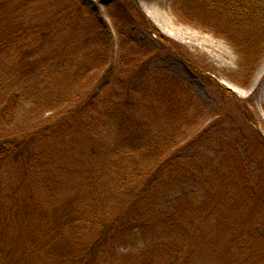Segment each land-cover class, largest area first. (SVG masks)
I'll return each instance as SVG.
<instances>
[{
  "label": "rangeland",
  "instance_id": "obj_1",
  "mask_svg": "<svg viewBox=\"0 0 264 264\" xmlns=\"http://www.w3.org/2000/svg\"><path fill=\"white\" fill-rule=\"evenodd\" d=\"M25 1L31 4L13 16L30 30L33 43L27 47L36 48L38 65L24 77L21 51L0 56V141L18 139L26 148L3 164L0 175V264H76L61 257L63 247L68 248L64 253L88 247L104 233L108 237L94 264H264V245L250 234L264 230V209L258 203L264 178L252 186L254 193L236 185L221 193L225 186L216 182L227 163L216 158V150L232 149V140L222 142L221 134L238 139L250 172H258L264 162L255 135L258 130L264 137V54L248 79L239 71L234 49L204 21L203 8L190 11L182 0H136L144 17L129 0H74L83 3L85 13L75 37L76 17L58 16V2L65 0L13 2ZM124 10L133 15L131 34L144 43L143 51H128L134 61L127 60L128 49H122L114 27L113 19ZM209 11L216 12L214 7ZM159 34L185 56L168 49L167 42L159 44ZM97 49L103 52L99 57ZM122 63L131 70L150 63L144 75L136 76L138 84H146L133 96L135 139L149 131L160 137L177 122L182 126L177 146L167 155L150 159L142 150L136 155V164L149 169L171 154L177 158V174L167 173L147 189H142L144 180L109 172L111 162L126 173L134 165L105 153V147L123 139L109 114L76 109L87 93L105 97L108 68ZM120 77V92L136 79L129 73ZM191 98L202 108L185 106L167 117L175 102L182 105ZM218 162L222 166L216 168ZM200 163L214 168L201 170ZM74 209L80 219L59 238L53 227ZM116 218L115 230L107 231V222ZM251 243L261 245L258 257L249 250Z\"/></svg>",
  "mask_w": 264,
  "mask_h": 264
},
{
  "label": "trees",
  "instance_id": "obj_2",
  "mask_svg": "<svg viewBox=\"0 0 264 264\" xmlns=\"http://www.w3.org/2000/svg\"><path fill=\"white\" fill-rule=\"evenodd\" d=\"M13 1L14 0H0V15L2 17L0 20V27L4 29V31L0 33V56L9 55L10 53L17 50L21 51V55L19 56L18 60L20 65L24 67L25 73L23 74V76L25 77L30 74V71H32L31 69H33L34 67L36 68L38 65V59L34 57V50L36 48L31 49L27 47V43H33L31 41V36H29V33L31 32L30 30L25 28L23 24H21V22H19V20H17L13 16V14L14 12H18L20 14L25 4L28 6V4H31V1H25V3L19 4L18 6ZM182 1H184V6L189 8L190 11L203 8L202 17L204 18V21L208 26H210V29L214 34L224 39L234 49L238 57V65L240 69L239 71L246 72L248 76L247 78L249 79V74L252 72V68H254L257 60L264 54V0H204L207 3L197 4V7H195L191 3L197 2L199 0ZM129 2V6L134 10V12L138 16L144 17L137 5L136 0H129ZM58 5H60L58 9V16L64 17V15H67L76 17V19H74L76 20L75 24L72 27L74 31L72 35L75 37L76 32L81 27V23L85 14L83 3L72 0V3L69 4V0H65L58 2ZM9 7H12L13 9L11 12L7 11ZM174 7L175 8H173V10L178 14L177 11L179 7L175 4ZM212 7H214V10L216 11L215 13L209 11ZM129 11L126 12L124 10V13L120 12V16L118 17V19L115 18L113 20L115 31L118 35L122 49H128L125 53L127 60L134 61L132 59V55L129 54V52L131 53V50H133L135 54L134 48L137 49V51H143L142 47H144V43H142V41L139 40L136 36L132 35L131 29L128 28V26L131 27L133 24V15L132 12ZM198 12L199 11H197L196 14H198ZM189 22L193 23L191 20H189ZM62 24L63 22L61 21V25ZM64 24L67 25L68 23L64 21ZM198 24L200 23L198 22ZM154 31L157 32V30L155 29L150 30V32ZM159 37V44L162 42H167L169 43L168 49L177 50L181 55L185 56L184 53L182 54L179 46L174 45L171 41L167 40L160 34ZM91 38L99 39V37H97L96 35L91 36ZM87 39L88 37L85 36L84 40L87 41ZM100 46H104L103 43ZM97 47L98 46H96V48ZM97 51V56H101V54L103 53L101 49H97ZM141 53L142 52H140L139 54ZM141 55L144 56L145 54L143 53ZM96 59L100 60V58H95V60ZM148 61L149 60H147V62ZM149 64L150 63L145 66L148 67ZM146 67L140 66L137 69L131 70L130 67L126 68L122 63L121 65H116L114 68H108V73L106 74L104 79L105 97H102L99 94L90 95L89 93H87L85 97H82L79 101L81 103L76 106L77 110L80 108H85L86 110H91L94 113H97L99 117L103 116L102 114L104 113L109 114V116L111 117L110 120L112 121V126L117 131H119L123 139H119L117 144H112L111 146L105 147V153H107L108 157L111 156L113 159H128L131 163L134 164L132 166L133 169L126 173L121 168L115 169L111 162L109 163L110 167L114 168V170L109 172H117L118 176L120 174L121 177L128 174L129 176L127 177L137 182L144 180L142 189H147L150 187V185H155L160 180H162L163 176L167 173L177 174L178 169H176L174 162L177 158L175 157V154H171L169 159L162 161V163H157L156 165H154V167L149 169V167L147 166L142 167L138 162L136 164V161L138 160L136 159V155L140 152V150H142L146 153V157H149L150 159L152 155L154 157H163L165 154L167 155L169 153L171 148L177 146V138L182 135L179 133V128H181L182 126L180 127V122H177L176 125H173V129H171V131L165 133L160 137L158 136V134L149 131L143 133L140 137L135 139V133L139 132V130L132 127L133 119H135V117L131 109L134 107V105L137 107L134 101L135 98H133V96L135 93H139L138 90L143 89L146 84H138L140 77L137 79L136 76L141 74L143 68L147 70ZM126 73H129L130 75L132 74L133 79H136L134 81H132L131 79L124 92H120L116 87L122 84V82H120V80L122 79L120 76ZM142 73L144 75L145 72ZM131 81L133 82L132 84ZM110 85H112L111 91L109 90ZM177 87L181 89V91L183 90V87ZM225 92L230 93L228 90H225ZM179 93L181 94V92ZM183 102L184 104L182 105L175 102L173 110L171 112H168L169 114L167 115V117H172V115H174L173 113H175L176 115L178 111L181 108H185V106H187L188 110L194 107L196 109L202 108V106L199 105L200 103L194 101L193 98L183 99ZM249 120L251 119L249 118ZM135 121L137 120L135 119ZM147 130H151V128L149 127ZM226 135L221 134L220 139L222 142L226 140L229 141L231 139L232 149L228 150L227 148H225L226 146H222V148L216 150V158H218L219 161H227L226 165H224L226 167V171L218 173V177L221 178L216 181L218 182L219 187L223 185L225 186L221 190V193L231 192V189L234 185L242 187V189H244L246 192L250 191L251 193H254V189L252 186L255 185L256 181H258L260 177L264 178V162L260 163V165L258 164L260 168L258 172H250V163L248 165L245 161L246 158L241 153L239 145L237 144L238 139H235L236 141H234L233 134ZM255 135L262 146L260 148L262 153L260 160L264 161V137L258 130L255 132ZM139 140H142L141 144H139V142H135ZM24 151H26V148H24V143L18 139L1 140L0 175L3 164L11 156L17 157L19 154L22 155ZM204 165H207L208 169L211 167L207 163H200L199 167H201V170L203 169ZM214 166H216L217 168L222 165L218 162ZM214 166L212 165L211 168H214ZM215 177L217 176L215 175ZM123 179L125 180V177H123ZM258 190H260V199H258V203L264 209V187ZM132 202L133 203H131L130 205L134 207V204L136 205L137 203L136 201ZM166 216L171 217L172 214L168 213L166 214ZM79 219L80 218L77 216L75 209L72 211L68 210L66 214H63L61 216L59 223H57L53 227V229H55L56 234L59 236V238H61L65 234L67 225L74 224ZM118 222V218L114 219L111 222H107V224L105 225L108 228L107 231H114L118 225ZM114 226L116 227L113 228ZM49 232L51 233L52 231ZM250 234L256 235L254 239L260 240V242H262V245H264V230L259 229L257 231H250ZM54 237L56 236L53 235L51 238H53V244L55 247L58 240ZM107 237L108 234L104 233V235L99 236L97 239L91 242L88 247H81L79 249L73 247L67 253L64 252H66L68 248L64 246L63 252L60 255L67 261H72L73 259V262L76 264H94L100 247H102ZM244 245L245 241H243L242 243H238L235 251L236 257L242 253L240 251L243 250ZM260 246H256L254 243L250 244L249 250L252 251V256L255 250L256 257H258L257 252ZM55 248L60 249L59 246H56ZM67 255H71L72 257H67Z\"/></svg>",
  "mask_w": 264,
  "mask_h": 264
},
{
  "label": "bare ground",
  "instance_id": "obj_3",
  "mask_svg": "<svg viewBox=\"0 0 264 264\" xmlns=\"http://www.w3.org/2000/svg\"><path fill=\"white\" fill-rule=\"evenodd\" d=\"M147 15H148L149 17H152L151 14L148 13V12H147ZM155 22H156V20H155ZM156 23H157V22H156ZM233 89H234L235 91H238V90H237L236 88H234V87H233Z\"/></svg>",
  "mask_w": 264,
  "mask_h": 264
},
{
  "label": "water",
  "instance_id": "obj_4",
  "mask_svg": "<svg viewBox=\"0 0 264 264\" xmlns=\"http://www.w3.org/2000/svg\"><path fill=\"white\" fill-rule=\"evenodd\" d=\"M228 88L232 90V88H231V87H228Z\"/></svg>",
  "mask_w": 264,
  "mask_h": 264
}]
</instances>
